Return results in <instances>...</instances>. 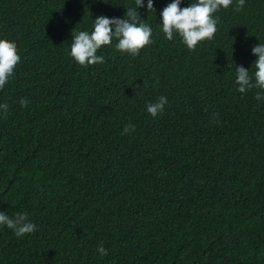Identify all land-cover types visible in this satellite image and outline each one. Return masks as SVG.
Returning <instances> with one entry per match:
<instances>
[{
    "label": "trees",
    "instance_id": "trees-1",
    "mask_svg": "<svg viewBox=\"0 0 264 264\" xmlns=\"http://www.w3.org/2000/svg\"><path fill=\"white\" fill-rule=\"evenodd\" d=\"M172 2L137 9L155 41L139 56L114 40L85 68L73 31L124 19L135 0H0V39L21 57L0 90V212L38 228L0 226V264H264V98L236 84L241 65L255 82L264 0L214 13L218 32L195 51L162 31Z\"/></svg>",
    "mask_w": 264,
    "mask_h": 264
},
{
    "label": "clouds",
    "instance_id": "clouds-1",
    "mask_svg": "<svg viewBox=\"0 0 264 264\" xmlns=\"http://www.w3.org/2000/svg\"><path fill=\"white\" fill-rule=\"evenodd\" d=\"M182 0H173L161 12L162 31L167 40L172 41L175 35H179L182 42L191 51L197 49L202 41H212L218 32L217 25L219 17H214V13L221 9H228L233 0H196L188 7L181 8ZM135 8L126 7V18H108L98 16L94 20V29L88 31H73L70 55L80 65L85 68L91 65L103 64L105 59L97 55L102 46H113V41H117L114 47L121 53L129 54L133 57L139 56L141 50L155 41L152 39L153 29L141 18L137 10L144 6V0H135ZM245 0H238L236 11L243 9ZM147 10L149 13L156 12L154 0H147ZM252 53L258 57L254 62L255 82L253 75L245 67L236 66V84L240 93H246L253 88L261 89L256 99L264 98V43H260L252 48ZM21 62L18 55V48L15 42L0 39V90H3L9 79L14 76V71ZM159 81H157V84ZM21 107L27 108L30 101L21 98ZM167 98L160 96L158 102L148 103L147 112L152 117L162 114ZM0 115L7 118L8 105L0 104ZM218 116V113L215 114ZM218 124L220 121L217 119ZM135 131V125H126L122 134H131ZM6 225L8 229L14 231L18 238H23L26 234H34L38 231L36 224L28 219L26 212L16 213L14 217L0 212V226ZM97 251L103 256L108 255V250L101 244Z\"/></svg>",
    "mask_w": 264,
    "mask_h": 264
}]
</instances>
